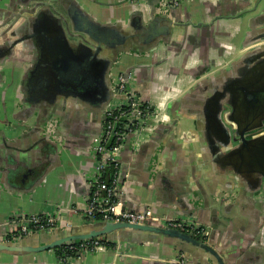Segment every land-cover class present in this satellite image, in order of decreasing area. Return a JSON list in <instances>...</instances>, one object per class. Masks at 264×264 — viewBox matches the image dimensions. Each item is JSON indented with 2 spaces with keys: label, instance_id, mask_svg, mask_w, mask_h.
<instances>
[{
  "label": "crops",
  "instance_id": "crops-1",
  "mask_svg": "<svg viewBox=\"0 0 264 264\" xmlns=\"http://www.w3.org/2000/svg\"><path fill=\"white\" fill-rule=\"evenodd\" d=\"M263 4L0 0V236L13 238L11 219L30 213L58 216L67 227L86 222L99 103L109 95L112 77L130 72L131 87L162 112L122 149L123 206L204 228L205 237L192 234L225 264H264L260 171L249 176L237 167L222 134L230 85L253 71L247 62L234 69L228 63L244 51L249 18ZM85 67L84 87H65V78L69 86ZM50 119L58 120V129L47 127ZM113 241L75 255V264H178L182 252L189 264H219L207 252L184 251L165 237ZM0 264L63 263L53 248L0 250Z\"/></svg>",
  "mask_w": 264,
  "mask_h": 264
},
{
  "label": "water",
  "instance_id": "water-1",
  "mask_svg": "<svg viewBox=\"0 0 264 264\" xmlns=\"http://www.w3.org/2000/svg\"><path fill=\"white\" fill-rule=\"evenodd\" d=\"M166 2L167 0H164L165 5H167ZM240 45L244 51L233 58L228 65L232 68L242 62H247L244 65L252 66L253 71L251 77L246 81L241 83L237 80L230 85L233 95L230 97L228 105L226 104L228 110L225 111L229 115L227 116V112L224 115L225 125L222 128V134H225L223 140L230 144V150L237 167L241 166L249 176L254 175L256 170L260 171L259 175L261 176L257 180L258 185L256 186L258 190L264 191V7L249 18L248 29ZM229 69L223 68L222 70L228 71ZM239 89L242 90V94H239ZM218 94L222 95V93ZM218 103L217 101L216 105ZM215 111H219L218 106ZM222 146L224 143L219 145V148ZM122 173L123 176L126 173L124 168ZM218 201L222 203L221 199ZM29 234L34 239L32 243L29 242L31 239L26 237L28 234L10 239H0V250L11 253L40 251L62 245H73L94 237H109L112 240H145L165 237L184 251L197 248L207 252L206 254H209L219 264H225L221 254L205 239L175 227L153 223L98 219L86 221L74 227L64 225L44 227ZM182 253L188 261L186 253ZM80 254V251L76 253L78 256Z\"/></svg>",
  "mask_w": 264,
  "mask_h": 264
},
{
  "label": "built area",
  "instance_id": "built-area-1",
  "mask_svg": "<svg viewBox=\"0 0 264 264\" xmlns=\"http://www.w3.org/2000/svg\"><path fill=\"white\" fill-rule=\"evenodd\" d=\"M185 0H167V5L177 7ZM117 96L106 111V119L98 141L94 145V174L89 180L87 204L83 212L86 221L98 219L123 220L136 223H153L161 226L175 227L190 233H200L204 228L195 223L156 214L152 209L131 210L123 206L120 197V186L125 175L122 174L120 154L127 140L142 137L149 118H158L162 107L145 101L130 85V72L121 73L118 77ZM111 167V180L105 178V171ZM14 235H26L44 227L61 225L58 216L42 213H30L11 219ZM11 233L0 236L10 239ZM14 236V237H15ZM72 249L87 252L105 247L101 237L82 240L79 244L70 245ZM75 254L61 258L63 264H75ZM178 264H188L183 253L176 258Z\"/></svg>",
  "mask_w": 264,
  "mask_h": 264
},
{
  "label": "flooded vegetation",
  "instance_id": "flooded-vegetation-1",
  "mask_svg": "<svg viewBox=\"0 0 264 264\" xmlns=\"http://www.w3.org/2000/svg\"><path fill=\"white\" fill-rule=\"evenodd\" d=\"M88 68H83L82 70L80 69L79 72L77 73V76L75 77V79L70 82L67 86L66 83L69 82V80H67V78H65V87L71 88V87H75V88H80V87H84V81H85V74L88 73L87 72ZM68 70L65 69V72L63 73H67ZM121 73H128V72H121ZM120 73V74H121ZM119 74V75H120ZM118 76L116 77H112V80L110 82V91H109V95H107L106 98H104L103 100L100 101L99 103V108L102 110V114H101V131L103 128V124L104 121L106 119V111L108 110V107L110 105V103L113 101L114 98H116L118 92H117V83H118ZM51 121L48 123L47 127L50 129H58L59 127V122L57 119H50ZM101 133V132H100ZM100 136V134H99ZM99 138V137H98ZM98 141V140H97ZM207 234L206 231H203L200 233V235H203L205 237V235Z\"/></svg>",
  "mask_w": 264,
  "mask_h": 264
},
{
  "label": "trees",
  "instance_id": "trees-1",
  "mask_svg": "<svg viewBox=\"0 0 264 264\" xmlns=\"http://www.w3.org/2000/svg\"><path fill=\"white\" fill-rule=\"evenodd\" d=\"M111 171H112L111 167H109V169H107L105 171V178L108 181L111 180V177H110V172ZM193 234H196V233H193ZM197 234H199V233H197ZM101 241L106 246L114 244V241L109 239V238H107V237H105V238L101 237ZM77 244H79V242ZM56 250H57V253H58L60 259L65 257V256H68V255H72V254L76 255V253H77V250L72 249L70 245L59 246V247L56 248Z\"/></svg>",
  "mask_w": 264,
  "mask_h": 264
}]
</instances>
